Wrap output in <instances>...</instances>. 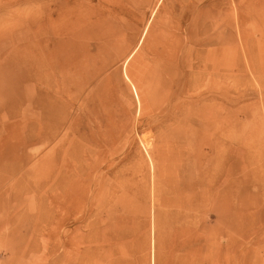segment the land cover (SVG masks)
I'll return each instance as SVG.
<instances>
[{
    "label": "rangeland",
    "instance_id": "rangeland-1",
    "mask_svg": "<svg viewBox=\"0 0 264 264\" xmlns=\"http://www.w3.org/2000/svg\"><path fill=\"white\" fill-rule=\"evenodd\" d=\"M86 1L0 0V264H264V0Z\"/></svg>",
    "mask_w": 264,
    "mask_h": 264
},
{
    "label": "bare ground",
    "instance_id": "bare-ground-1",
    "mask_svg": "<svg viewBox=\"0 0 264 264\" xmlns=\"http://www.w3.org/2000/svg\"><path fill=\"white\" fill-rule=\"evenodd\" d=\"M77 2H79V1H77ZM81 2V1H80ZM86 2H88V0L86 1ZM85 2V3H86ZM87 4V3H86ZM73 5H74V3H73ZM69 6V5H68ZM72 7V6H71ZM74 7V6H73ZM71 8V11H72V9H74V8ZM69 8V7H68ZM81 10V9H80ZM83 10V9H82ZM81 12V11H80ZM85 14V13H84ZM256 15V14H255ZM80 16H81V14H80ZM74 18V17H73ZM252 19H253V17H252ZM41 36H42V34H41V31H39L38 32V45H39V48H41V50H42V44H43V40L41 39ZM49 45V44H48ZM48 56H49V54H48ZM39 75V74H38ZM37 79H39L40 80V78H38L37 77ZM43 110V109H42ZM36 111H39V110H36ZM49 111H51V109L49 108V109H47V113L49 112ZM42 113H43V111H42ZM37 116V115H36ZM42 117V116H41ZM38 123V122H37ZM40 123H42V122H40ZM39 123V124H40ZM41 125V124H40ZM39 125V126H40ZM44 127V126H43ZM39 137H40V134L37 136L36 135V137L35 138H38L39 139ZM177 137V136H176ZM172 142V141H171ZM165 143V142H164ZM169 143V142H168ZM179 147H182L181 145H179ZM166 148H167V150H168V146H166ZM170 148V147H169ZM171 154H174L175 155V153H171ZM7 157V149H5V148H3V150L1 151L0 150V164H1V167H0V171H6V161H3V162H1V160H6L5 158ZM212 163V162H211ZM210 164V163H209ZM209 166V165H208ZM166 171V170H165ZM165 173H170V171H166ZM193 182V181H192ZM189 183H190V181H189ZM218 203H220V201H218ZM152 247H153V249H154V241L152 242ZM155 262H156V258H155V255L154 256H152V264H155Z\"/></svg>",
    "mask_w": 264,
    "mask_h": 264
}]
</instances>
